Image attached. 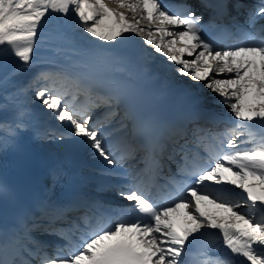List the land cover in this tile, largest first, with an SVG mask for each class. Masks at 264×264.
<instances>
[{"label": "snow or ice", "instance_id": "snow-or-ice-1", "mask_svg": "<svg viewBox=\"0 0 264 264\" xmlns=\"http://www.w3.org/2000/svg\"><path fill=\"white\" fill-rule=\"evenodd\" d=\"M110 3L116 6H109L106 0H0V61L14 57L16 63L0 85L37 63L38 36L51 14H59L70 30H81L103 42L127 40L126 34L143 38L155 53L178 66L179 75L204 82L205 88L217 93L237 123L222 132L192 129L191 143L208 153L202 165L195 163L198 151L186 144L173 147L169 159L184 154L185 163L178 167L177 175L185 179L170 178L175 191L162 201L152 190L158 186L144 178L153 165L161 167L159 161L145 158V169L131 175L123 161L135 158L136 147L129 145L117 156L102 130L104 125L99 120L92 122L90 113L102 106L113 109L107 117L117 115L114 109L121 96L93 98L85 71L35 73L20 91L33 92V99L51 110L57 121L67 122L68 128L59 134L46 132L45 138L51 135L82 146L103 162L107 174L128 179L127 190L119 195L132 203L114 210L92 202L82 216L71 220L63 208L45 206L42 219L46 223L25 221L0 229V264H190L188 258L197 245H201L202 258L195 264H264V26L258 33L249 30L258 18L264 19V0L249 11L247 28L233 24L242 39L224 47L202 36L204 17L187 4L179 5L183 8L179 12L163 0ZM223 74L227 77L217 78ZM57 81L63 90L57 89ZM70 93L71 101L67 99ZM80 93L88 97L84 113L73 104ZM24 127L22 114H17V120L8 126L9 138L14 140ZM240 137L245 139L238 144ZM206 140L216 148L215 153L209 151ZM58 221L63 226L57 227ZM36 230L56 236L62 243L39 240L33 235ZM213 245H221L229 253L212 257Z\"/></svg>", "mask_w": 264, "mask_h": 264}, {"label": "bare ground", "instance_id": "bare-ground-1", "mask_svg": "<svg viewBox=\"0 0 264 264\" xmlns=\"http://www.w3.org/2000/svg\"><path fill=\"white\" fill-rule=\"evenodd\" d=\"M131 14L129 13V16H130ZM92 39H93V41L94 42H96V43H101V44H106V45H108V46H110V45H112L113 44V42L112 43H107V42H103V41H100L98 38H93L92 37ZM152 48H150L149 50H151ZM171 63L172 62H170V64H169V66L171 65ZM170 73H172V72H170ZM213 75H215V73L213 74ZM221 76V75H220ZM219 77V76H218ZM183 79L184 80H192L190 77H183Z\"/></svg>", "mask_w": 264, "mask_h": 264}]
</instances>
